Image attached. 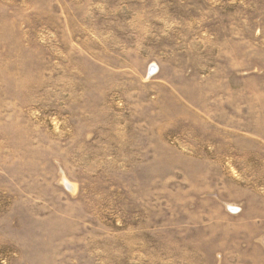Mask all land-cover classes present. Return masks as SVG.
<instances>
[{
	"label": "rangeland",
	"instance_id": "374dc122",
	"mask_svg": "<svg viewBox=\"0 0 264 264\" xmlns=\"http://www.w3.org/2000/svg\"><path fill=\"white\" fill-rule=\"evenodd\" d=\"M0 264H264V0H0Z\"/></svg>",
	"mask_w": 264,
	"mask_h": 264
}]
</instances>
